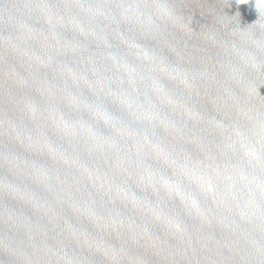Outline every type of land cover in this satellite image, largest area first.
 Listing matches in <instances>:
<instances>
[{"label":"water","instance_id":"1","mask_svg":"<svg viewBox=\"0 0 264 264\" xmlns=\"http://www.w3.org/2000/svg\"><path fill=\"white\" fill-rule=\"evenodd\" d=\"M0 264H264V0H0Z\"/></svg>","mask_w":264,"mask_h":264}]
</instances>
